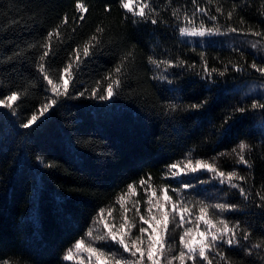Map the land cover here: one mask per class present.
Returning a JSON list of instances; mask_svg holds the SVG:
<instances>
[{
	"label": "trees",
	"instance_id": "1",
	"mask_svg": "<svg viewBox=\"0 0 264 264\" xmlns=\"http://www.w3.org/2000/svg\"><path fill=\"white\" fill-rule=\"evenodd\" d=\"M80 2L87 9L83 20L77 0H0V99L11 91L20 94L13 109L0 106V264H80L64 261L63 256L77 239L91 240L86 233L101 209L104 218L118 226L123 210L117 200L124 195L130 217H135L137 200L146 215L151 190L146 193L147 184L140 186L142 178L157 197L165 185L170 189L193 185L181 192L197 205L192 217L201 200L237 204L236 211H216L212 218L240 221L251 234L242 241L249 247L264 240V209L256 206L260 203L256 193L264 195V109L251 108L253 101L264 104V76L250 67L253 62L264 66V0H198L209 15L196 13L193 27L198 29L202 20L206 28L219 29L201 37L181 35L179 27L186 25L172 15L178 9L179 15L191 16L197 7L192 0H149L156 24L135 17L120 0ZM141 2L132 0L134 11ZM213 15L215 21L210 19ZM65 16L67 24L62 23ZM229 26L243 31H226ZM49 31L52 54L46 58V69L56 83H62V69L75 60V49L83 56L93 35L100 41L74 68L69 94L59 98L38 69ZM129 52L132 55L124 59ZM149 56L184 64L157 68ZM122 60L115 95L104 101L94 98L92 89L105 88L104 77ZM205 65L216 71L208 76ZM80 92L84 95L78 96ZM50 97L57 103L34 125L22 128ZM201 102L199 109L188 107ZM170 104L177 105L176 110ZM240 107L248 110L235 111ZM240 141L250 145L245 157L251 168L236 164L231 153ZM222 152L228 155L217 157ZM189 154L193 161L215 162L225 173L235 169L247 177L234 182L245 188L249 199L226 183L215 187L221 183L206 172L171 178L168 166L182 165ZM130 183L135 194H128ZM168 194L176 199L173 192ZM181 231L169 232L167 255L178 254ZM138 235L137 226L132 239ZM223 250L235 264H264V249H254L251 255L227 245ZM105 251L123 250L112 245ZM82 259L87 264L86 254Z\"/></svg>",
	"mask_w": 264,
	"mask_h": 264
},
{
	"label": "snow or ice",
	"instance_id": "2",
	"mask_svg": "<svg viewBox=\"0 0 264 264\" xmlns=\"http://www.w3.org/2000/svg\"><path fill=\"white\" fill-rule=\"evenodd\" d=\"M212 3L213 0H208ZM194 5H197L194 12L190 16L188 13H184L183 16L179 15V10H174L172 15L177 19L181 20L186 26L179 27V32L181 35H200L203 36L205 33L219 32L218 28H206L203 21L201 20L199 28L193 27L195 24L194 17L196 13H203L208 16V11L198 6V0H192ZM120 6L131 12L135 17L140 20H151L152 24L158 23L156 18H153L156 10L152 8L149 0H142L138 4L137 10H133L132 0H120ZM76 8L80 15V20L84 19L83 13L87 11L85 5L77 0ZM216 11L218 13L222 12V8L217 6ZM232 11L228 12L227 18H232ZM212 21L217 19L216 16H210ZM243 23V20L241 21ZM63 24H67V17H63ZM59 28V26H57ZM98 32H102V29H97ZM226 31L238 32L243 31L242 29H237L235 27L229 26ZM249 32L257 37L262 36L259 31ZM53 36V31H49L48 40L49 43L44 45L45 51L43 55L40 56L38 63V69L42 73L43 80L47 82L50 86L51 92L56 98L60 96H67L69 94L70 79L74 68H78L83 62V57H88L92 55L93 48L99 44V38L97 35H93L90 41L86 42L83 47V56L80 55L79 49H75L76 57L75 60L69 63L68 66L62 69L59 79L62 83L54 82L53 78L46 69V58L52 54L51 47V37ZM253 48L256 44L252 45ZM31 47V45H30ZM132 55L131 52L127 54L124 59H127ZM149 63L155 65L157 68L164 64L166 67L181 66L184 61H179L178 64H174L171 60L158 61L153 59V57H148ZM250 67L255 69L257 72L264 76V66H258L256 62H253ZM236 71H240V67L233 65ZM123 69V60L118 64L113 71L109 72L104 80L107 81V86L105 88H93L92 96L101 101L108 100L115 95V90L120 87L121 80L118 78ZM204 71L208 76H211L212 72L216 69L208 70L205 65ZM220 75H224V72H220ZM67 76L68 79L64 77ZM155 78V77H154ZM160 79H165L166 77H159ZM99 81L97 84L99 85ZM63 89V91H61ZM103 93V94H101ZM78 96H83L84 92L77 94ZM20 94L17 91H11L9 95L4 96L0 99V106L13 109L14 102L18 101ZM57 103V99L49 98L40 108L39 115L33 113L31 118H29L25 123L21 125L22 128H29L34 125L40 117L44 116L49 109H51ZM204 102L194 103L189 105L191 109H199L203 106ZM169 107L172 110H176L177 105L170 104ZM252 109H264V104L257 103L253 101L251 105ZM248 109L240 107L235 109L239 113H245ZM227 134V130L225 131ZM250 149V145L245 141H240L236 147L231 149V153L235 154L237 157L236 164L244 165L247 168H251V164L245 157L246 150ZM228 153H218L217 157L226 156ZM213 157V161L217 159ZM199 172H207L212 174L211 178L213 180H219L221 184H228L233 189H238L240 196L244 199H249V194L240 183L235 181H246L247 177L240 175L235 169L225 173L220 170L215 162H208L202 159L186 158V162L181 165L180 162H174L168 166V174L171 178L175 179L182 175H190ZM193 178H195L193 176ZM151 179V177H149ZM201 183H208V181H201ZM147 184V187L145 185ZM140 186L145 187V192L151 190V194L148 196L146 201L148 207L144 210L146 215L141 214L140 201L137 200L134 204L135 217L139 219V225L136 222L135 217H130L128 213L131 209L125 207V196L121 195L117 203L120 204L122 211L121 222L109 223L104 218V209H101L98 213V217L94 218L93 227H91L86 235L91 238V240L86 243L85 239H77L74 245L69 248L65 255L63 256L64 261L77 260L80 264H84L82 255H87V264H186V262H191V264H235L234 261L230 260L226 252L223 250V246L227 245L229 250L238 248L245 253V255H251L254 249H264V240L254 243L251 247L247 246L242 241L246 242L250 239V232L248 229L241 227V222L236 221L234 223L228 221L223 217H218L213 219L216 211L220 213L224 212H234L238 209L237 204L231 203H215L208 204L205 201H198V214L195 215V221L192 220L193 209L197 206L192 204L190 200H185L181 195L182 190L194 187L191 184L184 183L180 188L170 189L169 186L165 185L160 191L163 193L162 197L156 196V190L152 189L151 184H148L143 178L140 180ZM128 194H135L136 188L133 184L127 185ZM169 191L176 195V199L169 195ZM259 197L260 203L256 205L258 208L264 209V195L259 192L256 193ZM155 203H153V198ZM170 206V208H169ZM155 209V212H154ZM112 215V210L109 209V216ZM178 217V220H177ZM195 223L196 227L193 228L188 226ZM147 225V227H145ZM170 225H174L170 229ZM102 226V227H101ZM139 227L140 235L132 239V229ZM176 229H182L179 234V247L180 250L177 255L169 256L167 253L170 250L167 244V237L170 231H175ZM98 234L93 235V232ZM146 237V239H145ZM97 242L98 245H97ZM110 242V243H109ZM112 245H118L123 251L107 252L106 247H111ZM124 253L128 256L125 257ZM215 253V256L212 254ZM216 257L219 260H216ZM2 264H8L7 261H3Z\"/></svg>",
	"mask_w": 264,
	"mask_h": 264
},
{
	"label": "rangeland",
	"instance_id": "3",
	"mask_svg": "<svg viewBox=\"0 0 264 264\" xmlns=\"http://www.w3.org/2000/svg\"><path fill=\"white\" fill-rule=\"evenodd\" d=\"M193 36H194V37H201L200 35H193ZM206 173H207V172H206ZM207 176H208V177H211L212 174L207 173ZM217 181H219V180H217ZM218 183H220V182H218ZM220 185H225V184H216L215 187L220 186ZM218 188H219V187H218ZM218 188H217V189H218ZM204 192H206V191H202V193H204ZM162 195H163V194H160L158 197H162ZM209 195H210V196H214L215 194L209 192ZM154 198H155V197H154ZM153 203H155V201H154ZM169 207H170V206H169ZM154 212H155V209H154ZM177 218H178V217H177ZM192 220L195 221V217H192ZM192 227H193V228L196 227L195 223H192ZM169 256H173V255L169 254ZM177 264H178V262H177Z\"/></svg>",
	"mask_w": 264,
	"mask_h": 264
}]
</instances>
